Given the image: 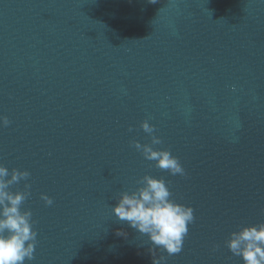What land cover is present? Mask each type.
Wrapping results in <instances>:
<instances>
[{
  "label": "water",
  "instance_id": "95a60500",
  "mask_svg": "<svg viewBox=\"0 0 264 264\" xmlns=\"http://www.w3.org/2000/svg\"><path fill=\"white\" fill-rule=\"evenodd\" d=\"M0 116V164L30 172L25 264H244L226 241L264 223V0H0ZM145 119L185 175L134 147ZM144 175L194 209L178 254L113 214Z\"/></svg>",
  "mask_w": 264,
  "mask_h": 264
},
{
  "label": "clouds",
  "instance_id": "9594fccd",
  "mask_svg": "<svg viewBox=\"0 0 264 264\" xmlns=\"http://www.w3.org/2000/svg\"><path fill=\"white\" fill-rule=\"evenodd\" d=\"M10 123L7 116H0V127H7ZM141 127L151 135V143L142 145L134 141V147L147 160L154 161L156 168L172 175H185L178 157L170 150L154 147L163 143L155 135V126L145 119ZM29 176L27 170L12 169L9 172L0 164V264H25L26 260L34 259L38 233L33 228L31 210L21 208L31 195V185L25 184L24 191L11 190L12 185L27 180ZM137 183L141 186L135 191L120 194L112 208L113 214L118 220L128 222L141 235H147L154 249L166 251L168 256L180 253L189 225L195 219L194 209L171 199L172 193L164 178L144 175ZM41 199L48 206L54 202L46 194H42ZM117 234L124 235L122 232ZM226 245L233 255L242 257L244 264H264V223L242 226L233 231ZM153 255V264H167L166 256Z\"/></svg>",
  "mask_w": 264,
  "mask_h": 264
}]
</instances>
